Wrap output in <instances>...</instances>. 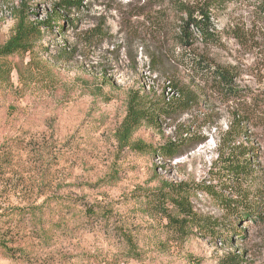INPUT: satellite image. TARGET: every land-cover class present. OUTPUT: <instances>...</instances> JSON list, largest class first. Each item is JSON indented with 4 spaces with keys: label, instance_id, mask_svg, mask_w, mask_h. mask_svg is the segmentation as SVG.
<instances>
[{
    "label": "rangeland",
    "instance_id": "1",
    "mask_svg": "<svg viewBox=\"0 0 264 264\" xmlns=\"http://www.w3.org/2000/svg\"><path fill=\"white\" fill-rule=\"evenodd\" d=\"M63 1L78 0H0V49L21 12L32 24ZM153 2L83 0L78 11H58L64 30L42 29L32 52L0 57V233L25 250L11 258L0 247V264H221L235 256L264 264V219H236L235 233L215 237L195 228L182 239L148 203L160 189L216 184V161L239 122L236 146L252 149L262 182L252 200L264 203V19L250 1L227 5L213 17L221 45H196L234 69L240 99L228 101L172 59L174 12ZM160 12L171 22L162 34L150 21ZM175 85L197 90V105L159 126L143 121L125 138L130 94L168 102ZM185 133L205 141L174 160L160 155ZM192 202L204 216L220 212L207 195ZM14 208L27 217L9 223Z\"/></svg>",
    "mask_w": 264,
    "mask_h": 264
},
{
    "label": "trees",
    "instance_id": "2",
    "mask_svg": "<svg viewBox=\"0 0 264 264\" xmlns=\"http://www.w3.org/2000/svg\"><path fill=\"white\" fill-rule=\"evenodd\" d=\"M150 1H154L159 6L165 3L171 5L174 12L173 23H175L172 59L191 73L192 79L198 83L197 87L199 85L207 87L216 95L227 97L228 101L239 100L240 96L234 86L237 77L234 69L217 65L206 52L201 53L196 45L198 41H201L204 47L221 45L220 33L213 24L214 14L220 9L227 5L250 1L249 6L257 9L264 19V0H200L194 4L182 0ZM82 2L83 0L63 1L57 5L59 10H55L54 13L46 11L44 20L34 21L32 24L28 23L25 14L21 12L15 34L0 49V57L17 52H32L34 44L44 35L42 29L53 31L55 27H59L60 30H64V22L68 20H63L61 12L58 11H78L82 7ZM162 13L160 12L155 20L150 19L156 27V33L159 34L166 33L169 30L168 27L171 26L170 16ZM174 89L178 91L177 98L170 99L168 102L160 100L159 103L153 102L145 94L132 92L128 100V112L122 125L125 138H128L143 121H147L151 126H159L160 119H172L174 116L185 115L197 105L199 97L197 90H190L179 85H175ZM245 113L249 115L250 112L245 111ZM239 123L236 125V131L232 129L227 132V136L231 137L226 149L228 152L221 153L216 161L220 164L212 179L216 184H202L195 188L179 184L160 189L148 196L149 205L168 219L171 230L179 238H188L195 228L208 232L212 237L217 236L222 229L232 234L236 232V229L231 230L236 219L240 220L243 217H250L254 220L264 219V203L252 200L258 191L255 186L262 183L250 159L252 149L236 146L242 131L239 129ZM204 141L205 139L200 135L185 133L180 140L161 146L159 152L165 159L174 160L194 151ZM143 149L138 146L137 151ZM196 194L207 195L220 211L219 214L209 217L196 212L192 202V196ZM168 205L172 206V209H169ZM28 211L14 208L8 217V222L14 223L16 217L19 219L27 217ZM40 237L46 239L44 235ZM126 241L134 251L131 237L126 236ZM16 242H18L16 238H6L0 233V247L9 253L11 258L15 257L14 253L17 251L21 253V257L25 252L22 248L14 250ZM221 264H242L241 257H228Z\"/></svg>",
    "mask_w": 264,
    "mask_h": 264
}]
</instances>
